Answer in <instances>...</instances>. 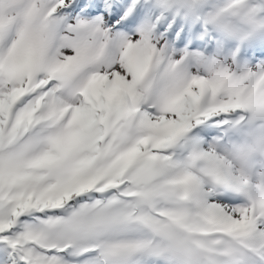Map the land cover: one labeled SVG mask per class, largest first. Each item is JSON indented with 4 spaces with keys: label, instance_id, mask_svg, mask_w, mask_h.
<instances>
[{
    "label": "snow or ice",
    "instance_id": "1",
    "mask_svg": "<svg viewBox=\"0 0 264 264\" xmlns=\"http://www.w3.org/2000/svg\"><path fill=\"white\" fill-rule=\"evenodd\" d=\"M0 264H264V0H0Z\"/></svg>",
    "mask_w": 264,
    "mask_h": 264
}]
</instances>
